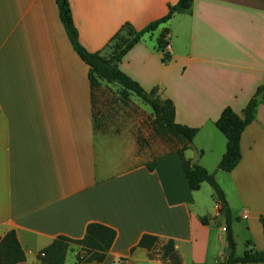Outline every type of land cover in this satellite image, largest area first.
<instances>
[{
	"label": "crops",
	"instance_id": "crops-1",
	"mask_svg": "<svg viewBox=\"0 0 264 264\" xmlns=\"http://www.w3.org/2000/svg\"><path fill=\"white\" fill-rule=\"evenodd\" d=\"M68 2L80 44L96 53L125 24L139 31L178 0ZM166 29L168 61L156 44ZM118 69L145 91L158 88L174 105L175 123L198 130L196 164L224 193L236 256L247 242L264 252V95L230 173L217 170L226 141L215 127L225 108L242 116L264 83V0H193L187 13L145 35ZM109 89L120 91L105 82L91 89L55 0H0V238L14 231L25 253L21 264H42L39 255L57 236L78 240L98 223L116 232L100 264H167L160 250L168 241L181 264H223L225 220L212 189L190 191L178 142L141 151L128 130L99 123L110 107L106 95L101 103L95 95ZM184 155L192 159L191 150ZM237 227L246 234L242 249ZM143 235L158 238L154 250L136 247ZM64 264H78L75 255Z\"/></svg>",
	"mask_w": 264,
	"mask_h": 264
},
{
	"label": "trees",
	"instance_id": "trees-1",
	"mask_svg": "<svg viewBox=\"0 0 264 264\" xmlns=\"http://www.w3.org/2000/svg\"><path fill=\"white\" fill-rule=\"evenodd\" d=\"M193 0H178L175 5L167 6L164 17L151 22L143 29L137 31L131 25L125 24L111 38L104 50L90 53L79 42L78 33L72 20L68 0H55L58 17L64 28L68 41L78 58L88 67V81L92 90L99 87L100 82L116 85L120 88L119 95L126 102L130 95H135L144 105L151 109L153 121L152 130L155 134L165 136L169 141H176L181 145L177 153L181 160L182 171L188 188L192 192L200 190L202 184H207L212 189V199L218 206V211L225 220V240L227 244V257L223 264H264V252L255 249L252 242L246 243V250L240 257L236 256V244L232 233V216L222 189L217 184L214 174L209 173L190 159L184 153L191 150L192 143L198 130L181 126L175 123V109L173 103L162 97L158 88L145 91L137 82L118 69V64L123 57L148 34H152L158 26L166 24L175 14L187 13ZM169 30H164L157 38V49L164 54V61L170 59L164 53L167 45L166 39ZM264 95V83L257 89L250 99L242 116L236 115L230 108H225L215 122L216 129L225 138V153L217 166V170L224 173L232 172L241 160L240 139L242 133L255 119L258 105L257 96ZM154 164L148 166L152 171ZM206 226V218L200 220ZM264 235V218L260 219ZM116 238V232L104 225L90 223L85 228L84 236L75 240L65 236H57L52 243L39 255L42 264H64L70 253L75 255L78 264H100L104 262ZM155 236L143 235L136 247L152 251L158 245ZM160 260L167 264H181L173 241L165 243L160 250ZM25 261V253L20 246L14 231H10L0 238V264H21Z\"/></svg>",
	"mask_w": 264,
	"mask_h": 264
},
{
	"label": "rangeland",
	"instance_id": "rangeland-1",
	"mask_svg": "<svg viewBox=\"0 0 264 264\" xmlns=\"http://www.w3.org/2000/svg\"><path fill=\"white\" fill-rule=\"evenodd\" d=\"M104 50L102 51L103 53L101 52L102 55L105 54ZM96 90H98V88ZM119 92L114 91V89H109L103 91L101 90L95 95L98 99V103H101L100 98L104 99L106 95L108 99V107H110L109 111H105L104 114L97 117L99 118V123L103 122L106 128L108 126L109 128H114L117 131H121L123 129L128 130V132L136 139L141 151L148 150L152 152L154 149L159 152L161 150L165 151V149L169 146V140L165 136L153 133L151 125L152 115L149 113L151 112V109L141 103L134 95H132L133 99H130L129 97V99L124 102L121 99ZM245 235V231L241 227H237L236 243L238 244L239 249H242V240L246 237Z\"/></svg>",
	"mask_w": 264,
	"mask_h": 264
},
{
	"label": "water",
	"instance_id": "water-1",
	"mask_svg": "<svg viewBox=\"0 0 264 264\" xmlns=\"http://www.w3.org/2000/svg\"><path fill=\"white\" fill-rule=\"evenodd\" d=\"M256 100L259 101L260 100V95L256 97ZM189 147L191 148L192 151V159L191 162L193 164H196L199 158V153L196 150V148L194 147V145L192 143H189Z\"/></svg>",
	"mask_w": 264,
	"mask_h": 264
},
{
	"label": "built area",
	"instance_id": "built-area-1",
	"mask_svg": "<svg viewBox=\"0 0 264 264\" xmlns=\"http://www.w3.org/2000/svg\"><path fill=\"white\" fill-rule=\"evenodd\" d=\"M170 52V46L167 44L166 48H165V53L169 54ZM225 231V230H224ZM40 256H43L42 254H40Z\"/></svg>",
	"mask_w": 264,
	"mask_h": 264
}]
</instances>
